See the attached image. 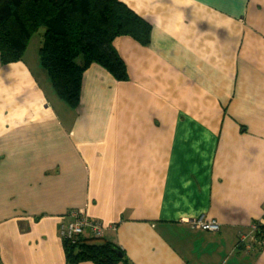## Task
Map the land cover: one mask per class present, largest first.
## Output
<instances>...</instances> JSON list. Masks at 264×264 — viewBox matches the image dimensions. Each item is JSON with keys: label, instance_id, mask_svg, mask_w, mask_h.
<instances>
[{"label": "crops", "instance_id": "obj_1", "mask_svg": "<svg viewBox=\"0 0 264 264\" xmlns=\"http://www.w3.org/2000/svg\"><path fill=\"white\" fill-rule=\"evenodd\" d=\"M120 1L151 44L116 40L130 80L91 66L77 110L39 38L0 64V264H65L71 212L129 264H264V0Z\"/></svg>", "mask_w": 264, "mask_h": 264}, {"label": "trees", "instance_id": "obj_2", "mask_svg": "<svg viewBox=\"0 0 264 264\" xmlns=\"http://www.w3.org/2000/svg\"><path fill=\"white\" fill-rule=\"evenodd\" d=\"M40 31L41 67L56 97L77 110L86 71L96 65L115 82H128L115 41L129 38L147 47L152 27L120 0H0V64L20 62L30 38ZM71 213L68 224L73 221ZM256 228L255 238L263 244L264 227ZM102 237L86 232L74 244L63 241L65 264H129L120 248Z\"/></svg>", "mask_w": 264, "mask_h": 264}, {"label": "built area", "instance_id": "obj_3", "mask_svg": "<svg viewBox=\"0 0 264 264\" xmlns=\"http://www.w3.org/2000/svg\"><path fill=\"white\" fill-rule=\"evenodd\" d=\"M77 213H72L73 221L68 225L62 226L60 230V235L63 241H68L70 243H75L79 237L85 235L86 232L91 233L94 237L100 238L103 236V226L96 221L89 220L88 218H83L77 216ZM193 227L201 229L206 232H217L219 230V225L214 220H205L203 217L195 219L190 223ZM256 225L252 226V231L255 232ZM245 237L240 236L238 239L239 244L243 243Z\"/></svg>", "mask_w": 264, "mask_h": 264}, {"label": "rangeland", "instance_id": "obj_4", "mask_svg": "<svg viewBox=\"0 0 264 264\" xmlns=\"http://www.w3.org/2000/svg\"><path fill=\"white\" fill-rule=\"evenodd\" d=\"M41 35H42V31H40L39 33L33 35V36L31 37L30 41H29V44H31V46H32L34 43H36V39L39 38V40H38V45H39V46H38L37 49H35V52H36V53H38V49H39V47H40V45H41V41H42V39H41V37H40ZM29 44H28V45H29ZM37 58H38V60H39V56H38ZM46 93H47V92H46ZM53 97L55 98V100H54L55 104H57V105H61V106L64 107V109H68L69 111H71L70 108H69L64 102H62L61 100H59L55 95H54ZM57 110H58V109H57ZM57 112H58L59 115L61 114L59 110H58ZM87 236H89V235H87Z\"/></svg>", "mask_w": 264, "mask_h": 264}]
</instances>
